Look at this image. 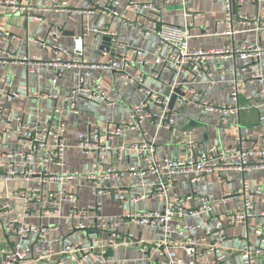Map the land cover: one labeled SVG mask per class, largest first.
<instances>
[{
  "label": "built area",
  "instance_id": "2783aa9c",
  "mask_svg": "<svg viewBox=\"0 0 264 264\" xmlns=\"http://www.w3.org/2000/svg\"><path fill=\"white\" fill-rule=\"evenodd\" d=\"M49 3L50 10L54 12H71L64 0H43ZM123 0H105L102 5L98 3L94 9L109 17H119L118 5ZM126 8L137 12L142 9L152 8L151 3H140L139 0H125ZM169 4L178 3L186 7L190 0H166ZM227 29L225 34L232 35L236 32L233 28V7L236 0H222ZM1 4L10 6L15 11L24 12L29 15L31 10L28 4H21L18 0H0ZM90 10V9H89ZM91 12V10H90ZM185 17H190L192 12L187 8ZM258 16H247L238 14L242 21L257 20ZM35 19H38L37 17ZM126 28L136 27L139 35H153L156 38V46L153 53L154 61L163 65H170L175 73L186 70L189 73L205 72L208 69V62L215 56L234 55L241 59L248 60L254 66L264 54V48L256 43L243 40L237 46H222L220 48H191L189 46L190 34L180 25H174L163 21H153L150 27L143 26L138 21L122 19ZM86 33L96 36H109L113 40L112 46L118 47L114 38L117 32L111 28L86 27L81 34L73 36L71 46H63L58 43L61 36L57 27H52L46 37L31 38L42 48H50L54 56L50 59H38L33 54H17L7 60L0 61L5 67L8 62L21 63L26 66L27 72L37 76L47 72L51 82H56L65 72H72L76 77V86L63 93L65 100H73L76 96H82L90 101L110 102L107 91L91 79V70L97 66L113 69L120 72L127 81L142 87L145 91V98L139 103L133 104L128 116L114 123L111 128L104 132L78 133L75 140V147L82 153L88 154L97 151V158L90 170L86 173L70 171L65 167L64 151L66 148L65 125L63 122L52 121L43 123L26 124L20 116L15 115L13 107L7 101L17 95L15 91H5L0 88V114H7L15 123L9 128L2 126L0 136L12 132L16 134L20 149L8 152L7 161L4 162L5 169L0 170V180L8 181L21 177L25 181L34 180L35 185H26L24 188L14 192V197L23 201V211H28V202L31 200L40 201L45 204L43 213L48 216H59L61 204L68 202L71 207L64 216L68 231H83L80 239L72 243H64L63 235L58 231L56 225L27 224L19 216H10L7 220L8 228L18 237L13 242L8 252L4 253L3 239L0 234V264H25L30 258L34 261H42L53 264H129L126 259H110L107 257L110 250L136 248L145 253L148 264H158L159 258L166 260V264H223L226 254L224 242L226 240L225 230L230 226H237L245 223L256 214L264 216V209L256 212L255 194L253 193L246 173L251 170L264 168V144L258 147L247 145L249 136L237 135L234 145H210L199 148L195 139L190 136L182 137L178 144L183 146V152L173 159L158 160L155 156V145L153 140L147 138V133L142 128L146 119L155 122L157 112L150 109L151 105L161 111L157 122L159 128H171L169 110L166 108L168 97L162 98L161 94L152 87L146 85L147 79H155L157 74L140 72L131 75L128 69L134 66H148L150 59L147 52L138 47L122 45L123 52L111 56L107 51L102 55L106 59L99 64L85 60L82 56L84 49V37ZM12 34L8 30H0V37L4 41L11 40ZM52 42H49L47 38ZM245 72V68H241ZM5 79H11L7 73ZM252 81L259 84L260 106L264 108V73L256 70L252 74ZM176 80V78H175ZM165 85L177 86L175 82L165 81ZM184 91V90H183ZM193 92L189 89L184 97L177 99L179 103L188 102L186 93ZM59 91L43 93L39 91H26V97L31 99H57ZM199 99L196 105L210 112L218 113V121L223 124L228 120V114L238 111L239 87L233 83L230 87V102L213 103L203 98L201 93H196ZM71 108L67 105L55 106L54 112L63 113ZM259 121L264 123V112L259 114ZM127 132H134L137 140L119 148L122 151L136 152L139 164L131 166L126 170L118 171L110 165H104L103 159L112 150L109 140L114 137L121 138ZM259 138L264 141V134L260 132ZM229 171H237L242 175L241 187L237 192L239 198L236 208L232 211H220L203 217L204 214L213 210L219 201L230 197L232 192H227L220 200L213 198L211 194L201 191H192L199 198L196 207H185V203L193 193L188 195H173L172 200L169 194L173 191L178 176L189 174L191 184L199 183L208 174H214L220 180ZM128 172L131 175L151 176V189L135 196H126L122 192L117 194L118 206L122 208L116 218H107L101 213L102 202L99 197L110 192L109 180L113 177ZM83 178L91 182V193L94 200L85 207L78 205L77 179ZM44 183H56L60 188L57 192H50L43 197L41 188ZM164 198L165 206L162 211L157 210H132V202L144 199ZM11 208L8 203L0 204V211L9 213ZM92 214V217H90ZM183 216L200 217L199 222L187 223L180 220V226L172 224L174 218L181 219ZM137 225L141 229L161 230L163 235L153 243L142 242L135 238L131 226ZM119 227H126L127 230L119 236ZM199 229L201 233L192 234L185 239L172 240L171 233L181 235L185 230ZM109 231L108 237H102L90 232ZM255 234L264 239V224H257ZM27 239V243L22 240ZM87 242V243H85ZM61 244V249L56 252L54 244ZM86 244V245H84ZM206 246L210 253L209 259L202 257L201 247ZM178 248L184 252L185 259L173 257L169 250ZM241 264H258L264 258V249L260 246L245 243L239 250Z\"/></svg>",
  "mask_w": 264,
  "mask_h": 264
},
{
  "label": "crops",
  "instance_id": "0c3cea01",
  "mask_svg": "<svg viewBox=\"0 0 264 264\" xmlns=\"http://www.w3.org/2000/svg\"><path fill=\"white\" fill-rule=\"evenodd\" d=\"M21 4L30 6V14L13 10L10 6L0 3V30H8L13 36L11 40L4 41L0 37V61L7 60L17 54H33L38 59H50L54 56L50 48H42L31 38L46 37L49 29L57 27L60 31L58 43L63 46H71L73 36L81 34L86 27L111 28L117 32L114 37L118 47L115 54L123 52L122 45L142 48L147 52L150 59L148 66H134L128 69L131 75L144 72L155 73V79H147L146 85L161 93L164 82L182 83V90L185 92L193 89V92L186 93L188 102L175 104L177 113L169 112L173 122L171 128H159L157 122L160 119L161 111L151 105L150 109L157 112L155 122L146 119L142 123L147 138L153 140L155 145L156 159H173L181 155L183 146L177 142L180 138L190 136L195 139L199 148L210 145H234L237 135H247V145L258 147L264 144L258 136L264 134V123L259 121V114L264 112L260 106L261 97L258 92L259 84L252 81V74L256 70L264 73V54L254 66L248 60L237 56L222 55L215 56L208 62V69L205 72L189 73L182 70L175 73L170 65H163L154 61L153 53L156 46V38L153 35H139L136 27L126 28L122 19L138 21L146 27H150L153 21L180 25L190 34L189 46L191 48H220L222 46H237L243 40L256 43L264 48V0H236L233 7V28L236 30L232 35L225 34L227 29L222 0H190L186 7L180 4H169L166 0H139L140 3H151L149 10L139 11L140 17L133 11L126 8V1L118 5L119 17H109L94 9L98 3L102 5L105 0H64L71 12H54L50 10L49 3L43 0H18ZM192 12L190 17H185V10ZM91 12H90V10ZM238 14L247 16H258L257 20L242 21ZM38 19H35V18ZM47 40L52 42L48 37ZM101 37L92 33H86L84 37V49L82 56L85 60L99 64L106 57L100 52ZM245 68V72L241 71ZM9 74L11 79L6 80L5 75ZM176 78V80H175ZM91 79L98 82L108 93L110 102L90 101L82 96H76L73 100L67 101L63 93L76 86V77L72 72H65L56 82H51L49 74L42 72L41 75L30 74L26 66L21 63L8 62L5 67L0 64V88L5 91H15L17 95L8 99L7 103L13 107L15 115L21 117L24 123H43L52 121L63 122L65 125L66 148L64 151L65 167L70 171L86 173L97 158V151L85 154L75 147V140L78 133L104 132L111 128L114 123L128 116L133 104L139 103L145 98V91L142 87L124 79L120 72L97 66L91 70ZM239 87L238 111L228 114L226 123L218 121V113L204 110L195 104L199 99L196 93H201L203 98L213 103L230 102V87L235 83ZM39 91L52 93L59 91L57 99L41 98L31 99L26 97V91ZM67 104L71 110L63 113L54 112L55 106ZM15 126L12 117L7 114H0V128ZM137 140L134 132H127L123 137H114L109 140L112 150L103 159L104 165H110L118 171L126 170L131 166H138L139 159L134 151H122L121 145H126ZM16 134L9 132L0 136V170L5 169L4 162L7 161V153L20 149ZM189 174H181L175 183L173 191L169 194L172 200L173 195H188L192 191H201L211 194L214 199L220 200L225 193L232 192L230 197L217 202L213 210L204 214L203 217L222 211H232L236 208L239 198L237 192L241 187L242 175L237 171H229L220 180L214 174H208L199 183L191 184ZM250 181L251 189L255 194L256 212L264 209V168L251 170L246 173ZM78 205L85 207L94 200L91 193V182L83 178L77 179ZM110 192L99 197L102 202L101 213L107 218H116L122 210L130 207L128 204L120 208L118 206L117 194L122 192L126 196H135L148 192L151 189V176L145 174L131 175L124 172L123 175L113 177L109 180ZM26 185H35L34 180L25 181L21 177L13 180H0V204L8 203L11 208L9 213L0 211V234L3 239L4 253L8 252L18 237L8 228L7 220L10 216H19L27 224L56 225L58 231L63 235L64 243H72L80 239L84 232L75 230L68 231L64 216L68 213L71 205L68 202L61 204L59 216H48L43 213L45 204L40 201L31 200L28 202V211H23V201L14 197V192L19 191ZM60 186L56 183H44L41 191L43 197L50 192H57ZM166 199L154 198L132 202V210H157L162 211ZM199 198L193 193L185 203V207H196ZM92 217V214H90ZM183 220L189 224L199 222L200 217L183 216L181 219L174 218L172 224L180 226L179 221ZM264 224V216L257 214L245 223L227 227L225 230L226 240L224 252L226 254L223 264H241L239 250L242 245L249 243L260 246L264 249V239L255 234L257 224ZM136 239L153 243L162 237L161 230L141 229L137 225L131 226ZM126 227H119L117 234H122ZM102 237H108L109 231L90 232ZM201 233L199 229L185 230L181 235L171 233L172 240H181L190 237L192 234ZM27 243V239L22 240ZM87 243V242H85ZM86 245V244H84ZM54 249L59 252L61 244H54ZM202 257L210 258L206 246L201 247ZM169 253L173 257L185 259L184 252L178 248H172ZM110 259H126L129 264H148L145 253L136 248L110 250ZM3 264L5 258L3 257ZM25 264H53L42 261H34L30 258ZM158 264H166V260L159 258ZM258 264H264L262 258Z\"/></svg>",
  "mask_w": 264,
  "mask_h": 264
},
{
  "label": "water",
  "instance_id": "95a60500",
  "mask_svg": "<svg viewBox=\"0 0 264 264\" xmlns=\"http://www.w3.org/2000/svg\"><path fill=\"white\" fill-rule=\"evenodd\" d=\"M113 40L109 36L101 37V45L99 46L100 52L102 50L107 51L111 56L115 55V48L112 46ZM162 98L168 97V102L166 108L170 112L177 113L178 110L175 109V104L178 98L185 96V91L182 90V83L177 86L172 87L171 85H165L162 87V92L160 93ZM179 103V102H178Z\"/></svg>",
  "mask_w": 264,
  "mask_h": 264
}]
</instances>
